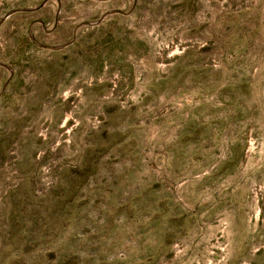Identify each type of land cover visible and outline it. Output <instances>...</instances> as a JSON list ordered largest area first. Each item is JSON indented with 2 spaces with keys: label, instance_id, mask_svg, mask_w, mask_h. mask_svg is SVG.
<instances>
[{
  "label": "rangeland",
  "instance_id": "rangeland-1",
  "mask_svg": "<svg viewBox=\"0 0 264 264\" xmlns=\"http://www.w3.org/2000/svg\"><path fill=\"white\" fill-rule=\"evenodd\" d=\"M0 264H264V0H0Z\"/></svg>",
  "mask_w": 264,
  "mask_h": 264
},
{
  "label": "water",
  "instance_id": "water-1",
  "mask_svg": "<svg viewBox=\"0 0 264 264\" xmlns=\"http://www.w3.org/2000/svg\"><path fill=\"white\" fill-rule=\"evenodd\" d=\"M43 6V4L40 6V7H42ZM39 8H36V9H34V11L35 10H38ZM17 11H25V9H20V10H15V11H13V12H11L10 14H12V13H14V12H17ZM10 14H8V16L10 15ZM7 16V17H8Z\"/></svg>",
  "mask_w": 264,
  "mask_h": 264
}]
</instances>
